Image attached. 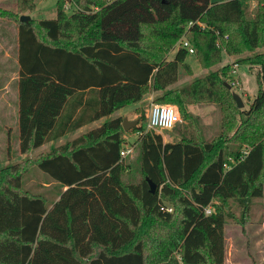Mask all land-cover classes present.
Segmentation results:
<instances>
[{"label": "trees", "instance_id": "1", "mask_svg": "<svg viewBox=\"0 0 264 264\" xmlns=\"http://www.w3.org/2000/svg\"><path fill=\"white\" fill-rule=\"evenodd\" d=\"M35 9L36 0L0 7L19 27L21 153L152 91L188 125L176 124L180 138L165 141L138 110L129 129L139 134L134 162L121 155L128 131L116 116L0 168V264H222L229 200L242 199L248 218L253 198L264 195V0L253 9L248 0H58L56 17L20 19ZM183 37L204 68L224 53L255 52L238 60L256 67L247 112L225 84L230 64L169 89L181 66L191 73L187 49L168 58ZM204 102L222 110L210 140L189 109ZM34 167L55 182V199L25 186Z\"/></svg>", "mask_w": 264, "mask_h": 264}, {"label": "rangeland", "instance_id": "2", "mask_svg": "<svg viewBox=\"0 0 264 264\" xmlns=\"http://www.w3.org/2000/svg\"><path fill=\"white\" fill-rule=\"evenodd\" d=\"M38 2L40 13H37L35 17L52 18L56 15V0H38ZM180 42L181 40L178 41L171 51L168 57L169 59L173 57L174 52L180 47ZM259 50H264V48ZM5 51L7 52L6 55L3 54L4 49L0 45V168L20 163L24 159L33 158L41 152L50 150H47V146L45 147V145L27 154L21 153L19 150V128L16 113L18 66L12 48H6ZM254 53L255 52H246L242 55H227L224 53L222 61L209 68L202 67L198 59L192 53V55H189L187 58L191 73L184 66H181L179 80L170 86L169 89L186 85L196 78L203 77L226 64H230L231 70L227 82L232 85L234 80H239V84L232 85L231 90L232 92H238L242 96L244 100L242 109L247 112L258 91L256 67L240 64L238 60ZM233 69H235V73L232 72ZM161 94V92H149L142 99L143 101L140 107L137 108V110H144L146 113V119L142 122L146 125V130L149 129L147 126V119L151 105L153 103H159L156 101V98ZM135 105L136 104H131L126 106L125 110H132ZM189 109L193 114L199 116L198 123L203 138L210 140L219 134L221 130L222 110L218 104L209 102L198 103L191 105ZM180 116L181 121L177 123L176 127L179 125H188L181 113ZM246 117L247 114L245 113L240 115V118L245 119ZM176 127L172 130L163 129L161 132H156L161 133L165 141L177 140L180 138V134ZM125 139V146L133 148L132 152L127 156L134 162L139 155L137 146L139 143V134L128 130L125 134ZM9 141L11 149H9ZM50 178L48 173L44 172L39 167H34L25 177V186L34 192L47 195L50 199H55V190L57 187L55 182ZM166 204L174 207L171 203L166 202ZM227 212H230L233 217L226 216V254L222 264H264V195L262 197L253 198L248 218H244V204L242 199H230Z\"/></svg>", "mask_w": 264, "mask_h": 264}, {"label": "crops", "instance_id": "3", "mask_svg": "<svg viewBox=\"0 0 264 264\" xmlns=\"http://www.w3.org/2000/svg\"><path fill=\"white\" fill-rule=\"evenodd\" d=\"M57 2H58V0H56V7H55L56 13H57ZM0 7L7 8L10 10H16L18 7V0H0ZM39 7H40L39 2H38V0H36V9L33 12L26 11L22 14H28V15H30L31 18L35 17V15L37 13H40ZM54 17H56V15ZM54 17H52V18H54ZM35 18H38V17H35ZM0 45L4 49V52H3L4 55L7 54V52L5 51L6 48H8V49H9V47L12 48L13 55L15 57V61H16V64L18 66L17 82H16L17 83L16 84V113H17L18 128H19V101H20V98H19V78H20V75H19V71H20V64H19V27L16 24V22L9 20V19H6V18H3V17H0ZM9 53H10V51H9ZM142 101L143 100L139 101L138 103H135L136 105L132 108V110L126 111L125 110L126 106H125V107L119 109L118 111H116L112 115L105 116V117H102V118L95 120L91 123L85 124V125L77 128V129L69 131V132L61 135L60 137L53 139L51 141H48L42 145H45V147L47 146V150L54 148L56 146L62 145L65 142L72 140V139L80 136L81 134H83V133H85V132H87V131H89V130L97 127V126H100L107 119L113 118L116 116H126L129 120H133L135 118H138L139 112H138L137 108L140 107ZM127 106H129V105H127ZM18 141H19L18 146H19V150H20V145H19L20 140L18 139ZM38 148H36V149H38ZM66 188L67 187H65L64 189H66Z\"/></svg>", "mask_w": 264, "mask_h": 264}, {"label": "built area", "instance_id": "4", "mask_svg": "<svg viewBox=\"0 0 264 264\" xmlns=\"http://www.w3.org/2000/svg\"><path fill=\"white\" fill-rule=\"evenodd\" d=\"M250 8L253 9L257 6L259 0H248ZM193 22H190V26ZM180 47L187 49L190 53H194V47L190 41L186 38H182L180 42ZM235 73V69L232 70ZM239 80L236 79L232 82V85H238ZM231 85V86H232ZM181 121L180 111L177 105L171 103H153L151 105L147 126L149 129H154L161 132L163 129L172 130L175 125ZM133 148L126 147L121 151L123 157L127 156L132 152ZM166 211L172 212L173 207L166 205L163 207ZM212 210L211 207L206 208V213H210Z\"/></svg>", "mask_w": 264, "mask_h": 264}, {"label": "water", "instance_id": "5", "mask_svg": "<svg viewBox=\"0 0 264 264\" xmlns=\"http://www.w3.org/2000/svg\"><path fill=\"white\" fill-rule=\"evenodd\" d=\"M30 18L31 17L28 14H22L20 16V19L24 20V21H27ZM225 84H226V86L228 88L231 89L232 86H231L230 83L226 82ZM233 97L236 100L238 107L242 108L244 106V100H243L242 96L238 92H233ZM138 122H139V119L129 120L128 118L125 117L124 120H123V127H124L125 131H128L130 128H132L135 125H137ZM150 186H151L150 190L152 192H154L155 189H156V184L153 181H150Z\"/></svg>", "mask_w": 264, "mask_h": 264}]
</instances>
